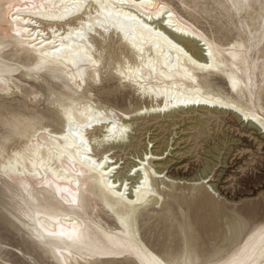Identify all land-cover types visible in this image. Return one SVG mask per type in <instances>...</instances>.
Returning <instances> with one entry per match:
<instances>
[{
    "label": "bare ground",
    "instance_id": "bare-ground-1",
    "mask_svg": "<svg viewBox=\"0 0 264 264\" xmlns=\"http://www.w3.org/2000/svg\"><path fill=\"white\" fill-rule=\"evenodd\" d=\"M14 96L0 102V201L28 244L16 255L264 264V216L197 245L200 211L231 217L218 199L239 138L201 139L200 167L177 156L189 128L226 115L264 170V0H0V99Z\"/></svg>",
    "mask_w": 264,
    "mask_h": 264
},
{
    "label": "rangeland",
    "instance_id": "rangeland-1",
    "mask_svg": "<svg viewBox=\"0 0 264 264\" xmlns=\"http://www.w3.org/2000/svg\"><path fill=\"white\" fill-rule=\"evenodd\" d=\"M207 10L210 12V16L213 19H224L225 17L224 12L216 6H208ZM115 87L116 85H113V88ZM21 101L22 100L18 96H14L11 99H0L1 103L6 105L10 104L12 106L19 105L18 102ZM129 101L131 100L127 99L125 102L127 103V106ZM132 105L133 103H131V107ZM219 117H221V119L224 118L226 122L229 123L225 125V127L223 126V123H220V127H217L216 122H213V125H215L213 130L207 126L208 124H205L202 128H189V131L186 132L189 133V136L185 139L186 143L180 146L181 148H185L177 154V156L181 158L180 161H183L184 164H191L193 167H200L203 163L202 159L207 156V154L204 153L205 146L201 139H204V141L212 139L214 136L213 132L219 134L222 130V132L228 131L229 135L234 136L236 139L239 138V141L241 142V145L239 146L240 150L235 151L230 159V161H233V164H236V166H234L233 169H225V176H227V178L223 180V185L229 190V195H219L218 199V203L221 205L223 211L226 215H231V217H224V222L221 225L218 210H211L209 213L207 212L204 215L205 218L204 216H201L203 211L199 212V226L197 225L198 235L196 234V237L197 245L199 244L198 248L200 254L210 253L214 247H217L222 243L221 228L224 226L225 222H234L236 225H239V220H237L238 218H236V216H240L244 221L260 219L264 216V184H262L264 181V170L262 168L263 163L261 162L263 158V155L261 154L262 150H260L261 147L256 146L254 148V146L251 145L253 139L251 137L246 138V135L237 131L238 127L230 128L229 125L233 124V120L229 117L226 115H219ZM139 121H137V124H142L144 128L152 125L151 122L147 123V121ZM154 130L155 128H151L150 132H153ZM158 132L162 133L161 136L166 137L167 130L165 128H161L160 130L151 133V136ZM176 137L177 136H175V138ZM181 142L182 141H178V143ZM137 144L139 145V143ZM150 147L151 144H149L148 148ZM127 153L128 152H126V154ZM128 157L129 155L127 154L125 158ZM244 181L250 182L247 187L243 186ZM3 203L5 204V201H2V203L0 201V264H41L42 262L35 255L18 256L12 251L13 249H18L19 251L24 252L27 249L28 244L26 239L16 228V225L12 226L6 220V218L8 219V212L3 208ZM7 209L9 210L10 207L8 206ZM215 215H217V221H215Z\"/></svg>",
    "mask_w": 264,
    "mask_h": 264
}]
</instances>
